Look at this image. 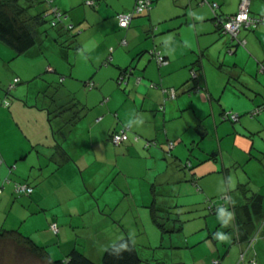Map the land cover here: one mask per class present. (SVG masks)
Returning <instances> with one entry per match:
<instances>
[{"label":"crops","instance_id":"obj_1","mask_svg":"<svg viewBox=\"0 0 264 264\" xmlns=\"http://www.w3.org/2000/svg\"><path fill=\"white\" fill-rule=\"evenodd\" d=\"M52 1L53 8L67 14V24L72 23L74 27L80 25L82 29L78 42L76 39L80 51L74 55V65L69 74L73 75L75 69L80 70L82 67L86 73L79 77L80 80L61 75L59 80L63 85L60 87L62 91L55 93L49 84L47 92L42 96L35 95L33 100L28 98L30 84L21 89L15 87L14 91L12 88V93L17 97L12 96L10 91L11 101L7 108L2 106L5 93H0V229H17L44 247L49 258L64 259L70 249H76L80 229L85 230L93 224L98 227L106 222V209H118L126 204L131 206L130 200L133 199L134 191L136 199L138 195H143L142 203L148 201L149 197L152 198L153 207L156 204L155 196L160 194L156 188L164 189L159 186L177 184L188 176L189 181L200 185L199 191L213 197L229 192L223 196L224 199L213 204L214 211L210 213L215 217L213 220L210 218L209 222L206 221L207 232L204 229V233L199 236L203 235L201 239L210 240V244H213L202 260L206 264H252V260L256 264H264V195L257 191L264 186L260 180L261 176L264 177V134L261 135L264 132V112L257 120L240 116L238 123L231 121V126L227 124L221 128V122L229 119L227 115L230 112L219 106V114L213 120L214 134L211 136V140H216L217 146H214L216 149L211 148V158L207 154L211 150L195 153L193 149L186 153L188 141L181 132L170 130L168 123L179 112L190 110L194 99L208 105L212 110L214 96L228 89V82L222 90L221 87L216 89L213 84L211 86L207 73L209 69L206 68L209 66H204L203 55H216L213 63L218 68H235L229 78L236 81V86L229 89L230 94L234 95L235 91L241 98L236 104L237 109H241L237 110L239 115L254 109L251 115L257 116L264 110L252 114L264 105V25L246 31L247 33L240 32L238 38L245 41L244 47H247L248 55L242 56V59L227 61L226 48L233 55L244 47L231 44L230 39L226 41L221 38L229 37L219 31L215 16L225 18L236 13L240 0H151L150 10L135 17L127 29L119 27L117 15L131 10L135 0ZM87 1H92L93 4L88 5ZM211 3L218 6L215 13L209 6ZM79 6L85 9L82 11ZM249 10L251 14L264 15V0H249ZM143 34H149L152 40L147 41L145 46L149 48L150 58L146 60L143 57L139 59L140 63L154 61L152 50L159 51L167 62L159 66L154 61L156 67L148 70L146 68V71L138 73L134 85L131 83L132 77L128 78L127 83H131L134 93V105L131 107L135 110L129 115L127 113H130V107L125 110L124 105H117L113 101L112 92L107 91L105 83L94 76V70L96 66L111 60L116 65V68L111 67V63L108 65L111 68L109 74H113L111 78L120 75V70L123 69L121 65L126 66L129 63L121 64L123 56H127L130 62L133 60L138 51V40L143 38ZM96 38L98 42L95 41ZM132 38L133 42L128 43ZM119 43L126 44L131 50L128 53L114 51L115 45ZM48 49L42 41L40 52L35 53V58H40L42 51ZM196 50L199 51V57H196ZM46 53L44 51L43 54ZM65 57L69 58L67 53ZM59 58L58 62H54L55 68L44 61L40 68L44 67L43 71L50 74H55L56 71L67 73L62 56ZM109 74L106 79H110ZM15 78L17 77L13 79ZM54 78L47 75L48 80ZM89 80L94 83L90 90L84 85ZM185 80L190 82L183 84L182 88H185H181V91L193 93L181 96L177 86ZM77 83L80 92H87L84 93L86 96L89 92H99L101 102L89 106L85 101L76 100L79 92ZM170 90L175 92L173 98L168 93ZM56 94L61 97L56 99ZM62 95L79 103L84 111L66 129L65 135L58 137L53 130L59 129L62 121L54 118V128L51 127L47 108H54L53 102L55 99L61 101ZM138 102L141 103L139 109ZM154 108L158 115L151 116ZM190 111L192 115H188L185 123L193 131L188 140L195 142L198 138L201 140L207 136V126L204 134L200 135L197 125L202 124L208 114L198 107V112ZM238 118L237 115L236 122ZM125 125L130 126L128 140L120 146H113L108 141L109 134ZM160 125L162 133L160 130L158 132ZM149 141L153 143L147 146ZM168 142L174 143L173 148L169 149ZM228 142L232 143V150L236 148L240 151L244 166L248 165L250 172L243 173L232 194L229 185H226L227 190L220 189L222 184L217 187V183L211 181L209 175L215 171V167L212 165L208 168V162L218 156L217 152L220 153L223 170L231 163H240L234 153H230L227 162L224 160L223 153L227 152ZM215 162L217 165L218 160L215 159ZM181 169L187 170L188 175L180 171ZM146 170L157 172L149 196L145 185L133 188L130 183L132 177ZM46 171L50 172L47 180L44 177ZM161 175L164 176L159 180ZM121 176L125 179L118 181ZM257 176L260 177L257 179ZM207 177L209 178L204 180ZM17 184L31 187L32 192L29 195L16 194L14 188ZM104 184L113 188V194L117 195V202L112 206L95 197V191ZM214 184L216 189H213ZM97 186L99 188H95ZM255 194L262 196L260 207H255L251 199ZM47 199L54 201L44 204L43 200ZM133 200V205L137 206V201ZM224 207L228 208L226 213L233 214L231 218L221 217L220 209ZM87 213H92V217L85 220L83 217ZM114 214L115 212L112 215ZM52 224L58 227L56 233L50 229ZM227 231H230L231 245L234 246L225 250L226 239H221L220 242L217 239L219 235L221 238L228 233ZM109 235L97 230L92 242H106ZM254 235L256 237L252 242L250 239ZM248 239L252 242L250 245ZM102 249L98 250L91 245L83 253L88 251L92 255L90 259L98 263L101 261ZM27 256L32 258L28 264H48L47 261L36 260L28 252L25 257Z\"/></svg>","mask_w":264,"mask_h":264},{"label":"rangeland","instance_id":"obj_2","mask_svg":"<svg viewBox=\"0 0 264 264\" xmlns=\"http://www.w3.org/2000/svg\"><path fill=\"white\" fill-rule=\"evenodd\" d=\"M21 4H29V0H20ZM32 6L28 8V12L30 15L37 14L42 11H46L48 9L47 3L41 1V0H33ZM30 4V5H31ZM216 4V3H215ZM217 5V4H216ZM79 9H82L81 6H79ZM85 8L82 9V11ZM49 18V17H48ZM72 24V23H71ZM56 29L58 27H51L49 23L45 24L43 27L40 28V32L37 36V42L34 48L32 50L25 52L23 54H16L11 48L4 45L0 42V93H5V91L8 88L9 83L14 77H17L20 79V83L16 86V88H24L25 86L30 84L29 89V95L28 98L33 100L35 99L34 96L39 94L42 96L45 94L48 90V85L51 84L52 91H62L60 90V87H62V82H60V76H67L74 79H79V77L86 73V70L82 67L80 70L75 69L73 71V75H70L69 72H71V69L74 65V55L77 51L74 49V40L77 39L82 29H80V25H75V27L69 32L64 35V37H58L56 33ZM247 30H241V33L246 32ZM247 33V32H246ZM45 35V37H44ZM75 35V38H72V36ZM92 35V34H91ZM90 35V36H91ZM67 37V38H66ZM152 36L149 34H143V38L138 40L137 46L138 51L134 55L133 60L130 62L127 56H123L122 63L121 64H128L126 66L121 65V68H133V75H131V83L133 85L135 84V81L138 77V73H142L143 71H146V68H154L155 60L150 62L148 64L146 63H140L141 58H145L148 60L150 58L148 50L149 48H146V43L151 39ZM224 40H229V38H225L224 36H221ZM132 40H128V43H132ZM43 41V45L47 46L49 48L47 53L44 55L41 53V57L35 58V53L40 52L39 48L41 47V43ZM98 42V38L95 40ZM230 41V40H229ZM231 44H235V42H231ZM123 44V43H122ZM126 44L120 45L116 44L114 51L120 50L122 53H128L131 48L125 46ZM214 45V44H213ZM117 46V48H116ZM109 47V45L107 46ZM42 49V48H41ZM45 49V48H44ZM247 49V47H246ZM245 48L239 49L236 54H230L228 53V49L225 50L227 53L226 60L227 61H233L237 59H242V56L248 55V52ZM246 50V51H245ZM98 51V50H97ZM113 51V52H114ZM140 51H143L141 54ZM145 51V52H144ZM62 56V62L66 64V70L67 73H63L60 71H56L55 74L48 73L43 71L41 69L42 62H46V64L51 65L55 68L54 62H58L60 60V56ZM67 53L68 59H66L65 54ZM196 57H199V51L196 50ZM216 55H203V61L204 66L209 69L207 71L208 73V81L216 87V89L222 90V87L226 82H228L229 86L226 91H223L222 93H218L217 96H214V101L212 103L213 108L212 110L209 108V106H205L204 104H201L197 99H194V102L192 104V107L190 110L197 111V107L201 110L206 111V115H204V120L202 121V125H204V129L207 126L208 133L207 136L200 140L198 138L195 142H191L190 136L192 135L193 131L192 129H189L187 127V124L185 121L189 118L188 115H192L191 111L189 109H186L185 111L179 112L174 119L170 120L169 123V129L181 132L188 141V149L186 150V153H188V150H193L195 153H198L200 151L208 152L211 150V148H215L214 146H217V142L215 139L211 140V136L214 134L212 127H213V120L215 115L219 114V106H223L226 111H229L230 114H237L238 115V121H233V123H238L239 119L242 117H247L249 120L258 119L260 118L259 115L252 116L251 112L249 113H243L239 115L240 108L237 109L236 104L240 98L239 94L234 91V95L230 94V87L236 86L235 80L229 78L232 69L226 66H221L220 68L216 67L213 63V60H215ZM44 59V60H43ZM131 60V59H130ZM107 62V63H106ZM109 63H111V67L116 68L115 63L111 62V60L105 61L104 65L96 66V69L94 70L95 75L98 79L102 80L105 84V89L107 91L112 92V99L117 105H124L125 110L126 108L130 107V113H127L131 115L133 111L135 112L134 108L131 107L134 101V93L133 89L131 88V83L128 84V78H125V80L122 82V84H118V78L119 74L116 76L112 73L109 74L111 71V68L108 67ZM151 64V66H148ZM146 65V67H144ZM81 67V66H78ZM70 69V70H69ZM38 70V71H37ZM40 70V71H39ZM211 71V72H210ZM108 74L110 75V79H106L108 77ZM38 75V76H36ZM47 75H52L55 78L53 80H48ZM230 79V81H228ZM188 80V79H187ZM190 82L186 80L182 83H180L177 86V90L179 91V95L186 96V93L182 92L181 88L183 84H186ZM222 83V84H221ZM77 83V89L79 87ZM62 85V86H61ZM50 86V85H49ZM114 86V87H113ZM75 88V86H74ZM183 87L182 89H184ZM235 88V87H233ZM15 88L12 90L14 91ZM79 90V89H78ZM86 90V89H85ZM11 91V95L17 97L15 94H13ZM87 92H79L77 93L76 100H82L85 101L86 105L94 106L97 103H100L101 101V95L99 92L96 94H85ZM183 93V94H182ZM107 95V94H106ZM194 95V94H193ZM236 95V96H235ZM75 96V95H74ZM250 97H248L249 99ZM12 99V97H11ZM247 99V100H248ZM141 103L138 102L137 109L140 108ZM244 108V107H243ZM157 109L154 108L152 110L151 116L158 115L156 112ZM115 113V111H114ZM147 113V112H146ZM212 113V114H211ZM242 113V111H241ZM214 114V115H213ZM241 116V117H240ZM220 118V117H219ZM218 120V118H217ZM227 121V122H226ZM226 121H222L220 124V127L222 126H231V120L226 119ZM205 122V123H204ZM220 123V122H219ZM236 124H234L235 126ZM168 128V127H167ZM162 133L161 125L158 128V132ZM264 132L261 133L263 135ZM189 139V140H188ZM232 143L228 142V149L226 153L224 154V160L227 162L228 158L230 156V153L233 154L238 158L239 162L238 164L231 163L230 166H226V168L223 170L221 168V160H220V153L217 152L218 156H215V159L218 160L217 165L215 162V159H210L211 162H208V168H211L212 165L215 167V171L209 175L211 178V181L213 183H217V187L221 185L220 189L226 188V185H229L231 190V194L234 193L235 188H237L238 180L239 178L243 177V173L247 172L250 173L249 166L245 165L242 160V154L240 151H238L236 148L232 150ZM212 150L209 151L208 157L212 154ZM211 158V157H210ZM43 163V162H42ZM41 163V165H42ZM187 163V161H186ZM264 163V162H263ZM262 163V164H263ZM183 173H187V170H180ZM50 172H44L45 180L48 179ZM157 172L149 170L145 171L144 173H141L140 175H136L131 178L130 183L133 188L139 185H145L148 189L149 194H151V188L152 184H154L153 179L155 178ZM164 175H161L159 180L163 178ZM209 177L205 178L204 180H207ZM228 179H227V178ZM260 176H257V179ZM125 178L123 176L118 178V181H123ZM261 183L264 184V177L261 176ZM159 187L156 188L159 193L155 196L156 198V204H154V207H151V200L152 198L149 197L148 201L142 203L141 202V195H138V199H136V194L134 191L132 198L137 201V206L133 205L134 200L131 199L130 203L131 206L128 204L120 206L118 209L116 207H111L107 211L105 210V213L108 215V219L105 218L104 223L99 224L98 227H95L94 224L89 226L87 229H80L79 232V240L77 241V247L76 250L83 253V250H88L89 247L92 245L96 249L103 248V252L105 249H107L109 246H111L116 241L128 237L131 239L133 244L135 245L137 249V253L139 255V258L141 260L140 264H206L202 258L204 254L210 249L211 241L207 240L203 237H199L202 233H204V229L207 232L206 229V221L211 218L214 219V215H212L209 210L207 209L206 202L210 200L211 202L215 203L217 201H221L223 196L228 193H224L222 195H216L213 197L212 195L205 193L204 191H199L200 185L197 183H194L193 181H189V178L187 176L186 179L180 180L177 184H162ZM257 187L259 188L258 184ZM95 188H99L98 186ZM113 188H108L106 184L101 185L99 189H97L95 192V197L98 198L99 201H102L108 205L111 204V206L116 201V196L113 194ZM213 189H216V184L213 185ZM95 190V189H94ZM227 190V188H226ZM259 194L264 195V186L261 187L259 190ZM227 192V191H226ZM147 195V194H146ZM120 196V194H118ZM123 194L121 195L122 198ZM212 196V197H211ZM47 200H43L44 204H47L48 202H53ZM117 202V201H116ZM52 210V209H51ZM113 212H115L114 215ZM93 213V212H92ZM92 213H87L84 215V219L92 217ZM219 214V213H217ZM95 215V213H94ZM95 217V216H94ZM264 217V215H263ZM203 230H199V229ZM97 230H101V232L109 233V239L106 242H92L94 241V233H96ZM226 238H219L217 239V242H220L221 239H226V247L225 250L233 247L234 245H231L232 237L230 233H226L223 235ZM71 249L68 251L70 252ZM87 254L89 258H92V255H89L88 251H84ZM100 252V251H99ZM68 254V253H67ZM16 255L20 257H15ZM27 255V252L25 251V248L23 249L20 246H17L15 243L11 241H6L0 243V264H28L32 261V258L25 257ZM94 258V257H93ZM230 258V256H229ZM238 260V258H237ZM95 262V261H93ZM100 261H98V264Z\"/></svg>","mask_w":264,"mask_h":264},{"label":"trees","instance_id":"obj_3","mask_svg":"<svg viewBox=\"0 0 264 264\" xmlns=\"http://www.w3.org/2000/svg\"><path fill=\"white\" fill-rule=\"evenodd\" d=\"M32 1L33 0H29V4L24 5L21 4L20 0H0V42L11 48L16 54H23L35 46L37 42L38 33L40 32L39 30L41 27L47 24V22L51 27H58V29H56V33L59 38L64 37L66 33H69L74 28V25L70 23L67 24L65 22L67 19L66 17L67 14L65 12L59 11L52 7V2H53L52 0H41L49 5L48 9L46 11H42L37 14L30 15L28 12V8L32 6L31 4ZM56 14H61L62 18L58 19ZM70 26H72V28H70ZM72 38H75V35L72 36ZM73 40H74V49L78 50L80 47L77 45L76 39H72V41ZM51 70L53 71V69ZM122 70H120V72ZM19 83H20V79L15 78L13 79V82H11L8 85V88L5 91V98L2 101L3 107L5 108L9 107L11 101L10 91L12 90V88H15L16 85H18ZM88 83H93V82L90 80L84 82L86 88ZM93 87H94V83H93ZM56 92H59V90L55 91V93ZM58 97L61 96L56 94L55 98L58 99ZM69 98L70 97L67 96L63 97L62 95L61 101L59 100L56 101L55 99V101L53 102L52 99V102L54 103V108H50V107L47 108V111L50 115L48 121L51 127L53 126L54 118H59L60 121H62V125L59 127V129L53 130V132L56 133L58 137L63 134L65 135L66 129L72 123H74L76 119H78L81 113L84 111V108L79 107L80 106L79 103L74 102L73 99H69ZM70 100H72L73 102ZM197 131L200 135L204 134L205 130L202 124L197 125ZM187 165L191 167L189 163H187ZM251 199H253L255 203V207L261 206V200H262L261 195L255 194L252 196ZM213 204L214 203L211 202L210 200L206 202L207 209L211 213L214 211ZM223 209L225 211L228 210L227 207H224ZM228 233H230V231ZM251 237H250L251 239L250 238L249 239L253 242L256 236L254 235ZM250 240H249V245L252 243ZM6 241H11L15 243L17 246H20L23 249L25 248V251L30 253V255H32L36 260L47 261L48 264H98L96 262H93V260H91L88 256H86L85 254H83L82 252L76 249H72L64 259H51L49 258L48 253L44 247L36 244L30 237L23 234L17 229H3V228L0 229V243ZM251 262L252 264H256L253 260ZM140 263L141 260L137 253V249L135 245L133 244L130 238L125 237L116 241L115 243H113L111 246H109L107 249L104 250L99 264H140Z\"/></svg>","mask_w":264,"mask_h":264},{"label":"built area","instance_id":"obj_4","mask_svg":"<svg viewBox=\"0 0 264 264\" xmlns=\"http://www.w3.org/2000/svg\"><path fill=\"white\" fill-rule=\"evenodd\" d=\"M203 2V1H202ZM88 5H92V1L86 2ZM212 11L215 13L217 9V5L215 3L209 4ZM151 8V0H135L133 8L125 13H120L117 15V21L120 28L127 29L133 19L147 11ZM57 18H62L61 14H56ZM216 26L221 33L227 35L232 42L240 46L245 45V41L243 39H239L238 35L240 31L243 30H254L257 27L264 25V15H253L249 10V0H241L239 3L238 11L234 14L228 15L225 18L215 16ZM72 28V26H70ZM152 58L156 61V63L160 65L166 64L165 57L159 51H151ZM16 81V80H14ZM93 87V83H88L87 88L91 89ZM169 95L173 98L175 92L170 90ZM264 109V105L254 111L255 114ZM231 121L237 120L236 114H228L227 115ZM130 131V126L125 125L120 129L112 132L109 136L108 141L114 145L118 146L128 140V132ZM153 142H147V146H149ZM169 149L173 148V143L168 142ZM14 192L19 195H29L32 192V188L27 185H15ZM50 229L56 233L58 231V227L56 224H52ZM242 258V256H241Z\"/></svg>","mask_w":264,"mask_h":264},{"label":"water","instance_id":"obj_5","mask_svg":"<svg viewBox=\"0 0 264 264\" xmlns=\"http://www.w3.org/2000/svg\"><path fill=\"white\" fill-rule=\"evenodd\" d=\"M131 75H133V68H123L118 78L119 83L121 84L125 80V78H129Z\"/></svg>","mask_w":264,"mask_h":264},{"label":"clouds","instance_id":"obj_6","mask_svg":"<svg viewBox=\"0 0 264 264\" xmlns=\"http://www.w3.org/2000/svg\"><path fill=\"white\" fill-rule=\"evenodd\" d=\"M220 215H221V217H223V216H227V217L231 218L233 214L230 213V212L226 213L224 209H220ZM225 222H227V221H225ZM221 238H226V237H224V236L222 235Z\"/></svg>","mask_w":264,"mask_h":264}]
</instances>
